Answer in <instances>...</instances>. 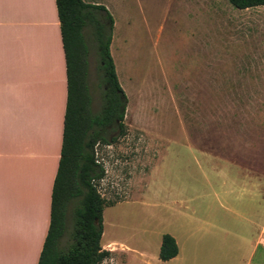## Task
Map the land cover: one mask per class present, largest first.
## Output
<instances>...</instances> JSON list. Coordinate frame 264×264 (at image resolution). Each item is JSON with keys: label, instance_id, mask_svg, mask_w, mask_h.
<instances>
[{"label": "rangeland", "instance_id": "rangeland-1", "mask_svg": "<svg viewBox=\"0 0 264 264\" xmlns=\"http://www.w3.org/2000/svg\"><path fill=\"white\" fill-rule=\"evenodd\" d=\"M83 1L105 6L114 19L111 56L127 97L125 135L95 148L106 171L98 189L112 205L101 240L112 254L102 264L159 259L163 235L186 217L264 216V7ZM92 46L90 40V87L99 102L100 59ZM242 238L231 237L229 252L198 240L200 263L246 264ZM185 258L195 264V249Z\"/></svg>", "mask_w": 264, "mask_h": 264}, {"label": "crops", "instance_id": "crops-1", "mask_svg": "<svg viewBox=\"0 0 264 264\" xmlns=\"http://www.w3.org/2000/svg\"><path fill=\"white\" fill-rule=\"evenodd\" d=\"M66 104L67 67L56 0H0V264L39 262L50 226ZM178 226L170 234L178 255L145 264H186L191 249L195 264H205L197 241L207 245L212 239L229 252L235 234L243 237L246 264H264V216L186 217ZM186 235L197 239L192 244Z\"/></svg>", "mask_w": 264, "mask_h": 264}, {"label": "trees", "instance_id": "trees-1", "mask_svg": "<svg viewBox=\"0 0 264 264\" xmlns=\"http://www.w3.org/2000/svg\"><path fill=\"white\" fill-rule=\"evenodd\" d=\"M236 9L264 7V0H228ZM67 67V104L58 172L54 181L49 231L38 264H102L103 213L109 205L98 186L106 171L95 155L126 133L127 97L111 56L114 19L103 5L56 0ZM90 40L100 59L102 87L97 102L90 87ZM92 46V47H93ZM174 237L165 234L161 261L178 255Z\"/></svg>", "mask_w": 264, "mask_h": 264}, {"label": "bare ground", "instance_id": "bare-ground-1", "mask_svg": "<svg viewBox=\"0 0 264 264\" xmlns=\"http://www.w3.org/2000/svg\"><path fill=\"white\" fill-rule=\"evenodd\" d=\"M119 71V70H118Z\"/></svg>", "mask_w": 264, "mask_h": 264}]
</instances>
